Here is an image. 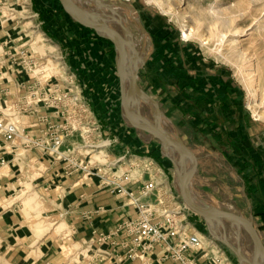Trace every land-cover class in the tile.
Segmentation results:
<instances>
[{
    "label": "crops",
    "instance_id": "1",
    "mask_svg": "<svg viewBox=\"0 0 264 264\" xmlns=\"http://www.w3.org/2000/svg\"><path fill=\"white\" fill-rule=\"evenodd\" d=\"M25 1L29 3V0ZM30 2L31 9L40 15L39 22L44 29L59 41L70 44V47L67 45L73 53L69 58L70 63L77 76H80L79 79L88 82L81 87L88 92L90 104L97 112L106 111L103 118L107 124L110 123L111 127L119 128L120 131L124 130V133H118L119 145L139 149L153 146L151 135L131 131L125 123L123 113L116 107L114 98H117L116 82L119 80L112 43L93 29L79 24L59 0ZM1 4L4 6V0H0ZM3 6H0L2 119L6 118L7 108L17 101H23L36 80L34 75L24 72L19 63L10 57V53L18 51L24 35L20 34L18 23L4 17ZM26 42L28 40L22 43ZM153 44L155 51L150 52L141 75L150 87L157 86L158 91L162 92V86L165 89L168 86L177 94L174 95L177 96L176 104L172 108L177 107L183 112L178 124L188 125L189 145L196 150L198 156V169L194 175L198 189L195 196L206 202L221 198L223 194L229 199L235 196L234 201L238 207L248 213L246 215L254 220L260 230L262 227L261 231L264 233V147H260V138L250 130L249 120L243 119L242 107L234 88L224 82L218 83L217 79H213L212 70H203V65H187L182 59L185 56L177 46L173 47L175 42L169 45L165 39L158 38ZM109 100L114 103L108 102ZM51 112L50 108L43 106L37 112H22L21 124L26 125L30 135L38 136L47 124L42 121L41 113L49 114L47 116L54 122L64 120L62 116L52 115ZM21 139L23 140L22 136ZM151 148L148 150H152ZM2 157L8 162L0 161V251H4L7 256L12 255L18 263L234 264L230 258L231 249L229 251L221 241L201 232L200 227H205L206 221L189 209H184L179 219L202 235V243L187 250L186 254L190 259L188 263L171 258L164 242L156 243L142 258L128 257L126 248L113 243L123 239L124 233L100 239L101 233L108 235L124 220L134 218L138 211L137 204L130 198L111 192L107 184L113 176L111 171L105 168L106 172L101 174V166L98 164H88L85 168L77 165L70 169L66 165L67 161L55 160L39 148L27 149L17 142L9 143L0 131V159ZM80 159L78 156L75 161ZM27 175L36 196L49 204V209L43 212L60 210L50 215L65 216L72 227L71 234H66V237L65 234L55 236L51 231L48 233L46 227L42 228L38 221L41 217L34 212L36 202L28 206L30 215L25 213L21 203L17 208L5 207L4 199L10 197L22 179L28 178ZM158 176L161 177V174ZM124 184L139 197V201L154 203L153 195L142 192V181L129 178ZM164 188L185 208L169 182ZM215 226L229 237L230 232L217 224ZM71 239H74L76 245V260H70L63 249L65 245V251H69L68 241ZM172 242H176V238Z\"/></svg>",
    "mask_w": 264,
    "mask_h": 264
},
{
    "label": "rangeland",
    "instance_id": "2",
    "mask_svg": "<svg viewBox=\"0 0 264 264\" xmlns=\"http://www.w3.org/2000/svg\"><path fill=\"white\" fill-rule=\"evenodd\" d=\"M103 1L106 4H111L113 10L100 6L102 12L105 11L110 14L119 13L122 18H129L131 21L130 27L122 21V18L121 21L134 33V40L136 41L141 55L148 57L150 52L154 49V40L158 41V38L165 39L169 42V45H172V43L175 42L176 44H174L173 47L177 46L179 52L185 56V58L182 57V59L187 65L193 63L195 66L203 65L205 67L203 70H212L214 76L213 79H217L216 81L218 83L224 82L226 85L234 88L237 100L242 107L243 119L249 120L250 130L260 138V147H264V0H163L164 4L170 6L169 11L160 6L155 0H123L124 2L130 3L132 5L131 8L124 7L119 0ZM27 2L28 1L25 0H4V6L2 4L0 5L3 6L2 12L4 17H7L9 20H14V23H18V28L21 31L20 34L24 35L21 43H19L21 45L18 51L10 53L11 59L18 62L24 72L35 76L36 80L33 84L34 86L39 88L41 84H46V97L53 102V105H55L57 101L61 104L67 102V110H65L67 116L72 114L73 107H75L74 103L77 100L82 101L84 104L83 116H85L86 121L89 122V124H83L82 134H80L79 130L75 131L68 128L69 136L65 141L67 143L64 146V149H66L64 153L66 154V151H68V154H66L65 157H57L58 154H51L47 150L45 151L55 160L67 161L66 165L70 169L76 168L77 165H83L85 168L88 164H98L101 166V174L106 172L105 168L107 171H111L113 176L110 180L116 178L122 181L123 178L128 176L130 179L142 181V187L144 181L149 178L148 172L159 173L161 174V177H159L158 174L157 179L163 182V185H167L169 182L175 195H177L178 199L183 202L177 192V183L175 179L176 163L167 155V153H165L162 148V142L157 137H154L148 131L138 130L129 125L122 110L119 82H116L117 98H114V100L116 107L121 110V113H123L126 125L131 131L137 133L142 132L145 135L148 133L152 137L150 141L155 145L158 144V146L155 147L154 144H152L153 146H145V149H139L138 147L133 146L124 148L119 145L118 133L120 129L113 128L110 123L107 124L105 122L103 115H105L106 111H98V113L95 110V107L93 108L90 104L91 98L89 97L88 92L81 87L83 84H88V82L79 79L80 76H77L74 66L70 63L71 59L69 58L73 55L69 50L70 44H67L68 42H61L56 36L50 35V33H48L39 22L41 19L40 15H37L35 13L36 11L31 9L30 0L29 3ZM90 3H92V1L82 0V4L87 7H89ZM208 5H213L216 8L221 7L222 10L230 7L233 10L232 17H230L228 22L218 20V22L212 23L202 15V8L208 7ZM91 9L93 8L91 7ZM78 23L81 24L80 22ZM115 24L118 31L122 29L116 20ZM261 24L263 26H261ZM185 28H193V34L185 37ZM221 33H227L223 42H221L220 38ZM27 40L28 42L22 43ZM111 43L113 45L115 58H117V51L113 42ZM21 50L26 51L25 59L20 57L19 52ZM60 62L65 64L66 69L61 68V65L59 64ZM144 67L145 64L142 66L139 73L140 86L159 101L165 115L171 118V120L177 125L185 142L189 145L187 132L190 130L188 129V125L183 127L178 124V120L180 119V116L183 115V112L177 107L172 108L173 105H175L174 101L177 97L174 95L177 94H175V91L173 92L172 88L168 86L166 89L162 86V92H156L153 90L141 75V71ZM115 68L117 71V66ZM31 89L32 88H30L29 91H31ZM41 90L42 92L38 93V98L43 99V89ZM27 96L24 97L23 101ZM108 102L114 103L113 100H109ZM17 104L18 101L5 110L6 118L3 119V122L8 121L19 127V134L16 137L17 141L15 139L14 142L22 144L25 148L26 141L24 139L22 140L21 136L22 134L29 133L26 130V125L21 124L20 120L21 113H27V110L17 109ZM250 104H253L254 106L251 107ZM53 105L48 107L52 111V115L56 114L57 110ZM70 105L73 107L70 108ZM137 106L142 113H145L151 119H154L155 112L152 110L149 100L146 97L138 95ZM41 115L49 114L41 113ZM57 115L62 116L61 114ZM64 121L65 120L52 122L59 124L64 123ZM86 121L84 123H87ZM92 121L94 122V126L91 127ZM162 123L165 128L172 129V125L168 119L163 118ZM47 126L48 123L46 124V127ZM122 131H120L121 134L124 133L123 129ZM41 134L42 131L40 135ZM121 134L120 136L123 137ZM31 136L37 137L33 135ZM114 136H116V138L118 137L117 140ZM153 137L155 140H152ZM4 139L9 143H13L5 137ZM95 143H98L99 145L95 150H92V146L90 145ZM102 144H105V149L103 151H101ZM150 147H152V150H148ZM40 150H42V148H40ZM156 152L157 155L155 154ZM78 156L81 159L76 162L75 159ZM161 158L162 160H160ZM144 159L146 160L144 161ZM0 161L1 163L8 162L4 157H2ZM155 161L162 166L163 170H161V168L160 170L158 169L159 165ZM194 178L195 177L193 176L190 181V186L196 193L197 188L195 186ZM23 181L26 182L23 183ZM32 187L29 177L22 179L21 184L14 188L10 197L4 199L5 207L8 209L14 207L17 208L18 204L21 203L20 206L25 209V213L30 215V210L28 209L29 205L26 203V199L28 195H32L31 203L36 202V209L34 208V212L36 213V216H39V218L41 217L38 221L42 225V228L46 227L48 233L51 231L55 236L58 234H60V236L61 234H65L66 237V234H71L72 227L65 216H62L61 214L50 215L60 212V210L43 212L44 210L49 209V207H41L42 204L39 200H45L41 197L38 198ZM39 193L44 195L41 191H39ZM232 198L233 199H229L223 194L221 195V198L208 202H211L220 208H224L222 206L223 203L228 202L233 204L237 211L248 215V213L242 211L243 209H241V207H238L237 203L234 201L235 196ZM184 209L187 210L189 208L185 206L183 210ZM62 222H64V224H62ZM215 223L230 232L229 237L238 230L234 222L231 224V222L223 220L216 221ZM59 224L61 225L59 226ZM200 230L201 232H206V234L210 235L207 225L205 227L202 226V228L200 227ZM68 242L69 245H67L69 251H65L66 247L64 245V253H66L70 260H76L77 253L74 239H71ZM247 246L250 249L253 248L252 243L247 244ZM226 248L230 251L228 247ZM25 249H27V247H25ZM231 255L230 258L234 264H241V260L232 250ZM14 260L15 259L12 255L7 256L4 251H0V264H21Z\"/></svg>",
    "mask_w": 264,
    "mask_h": 264
},
{
    "label": "built area",
    "instance_id": "3",
    "mask_svg": "<svg viewBox=\"0 0 264 264\" xmlns=\"http://www.w3.org/2000/svg\"><path fill=\"white\" fill-rule=\"evenodd\" d=\"M19 53L20 57L25 59L26 51L21 50ZM46 87V84H41L39 88L33 87L26 99L17 104V109L36 112L41 106L47 108L52 106L53 102L46 97ZM41 89H43V99L38 98V93L42 92ZM67 105V102L61 104L57 101L53 105L57 109L56 114L64 116ZM74 105L75 107L69 106L70 108L73 107V111L71 115L67 116L65 114L63 117L64 123L56 124L47 115H41L42 121H46L48 126L37 137L22 134L23 139L26 141L25 148H42V150H47L51 154H58L57 157H65L64 151L66 149H64V146L69 136L68 128L75 131L79 130L80 134H82L83 124H89L85 116H83L84 104L82 101L77 100ZM85 121L87 123H84ZM92 126H94L93 121L91 122ZM0 131L6 139L14 142L19 134V127L8 121L3 122V119L0 118ZM148 174L149 178L144 181L142 192L154 196L153 204L139 201V197L135 196L127 188L124 182L126 179H129L128 176L123 178L122 181L114 178L107 182L111 192L130 198L137 204L138 211L134 218L124 220L118 227L109 232L108 235L101 233L100 239L124 233L125 237L123 239L113 241V243L126 248L128 257L141 258L148 251L152 250L156 243L164 242L171 258L188 263L190 259L186 252L202 243V235L199 232L193 231L191 226L184 224L179 219L183 213V207H181L180 203H177L175 196L164 188L163 182L157 179V173L148 172ZM173 238H176V242H172Z\"/></svg>",
    "mask_w": 264,
    "mask_h": 264
},
{
    "label": "water",
    "instance_id": "4",
    "mask_svg": "<svg viewBox=\"0 0 264 264\" xmlns=\"http://www.w3.org/2000/svg\"><path fill=\"white\" fill-rule=\"evenodd\" d=\"M64 7V9L78 22L82 25L88 26L94 29L98 34H100L105 39L113 42L115 49L117 51L116 66L119 77L120 93L122 100V110L124 116L127 118L129 125L138 130H145L150 132L154 137H157L162 144L168 143L175 148L178 153L179 159L181 161V170L179 175V182L177 185V192L181 197L183 204L189 208L191 211L200 215L207 223V228L209 234L216 240L221 241L229 249L237 254L241 260L248 264H264V258L260 262V257L264 255V235L261 230L254 223V220L240 211H234L231 209H224L217 207L215 205H203L201 204L190 191V181L195 175L198 169V156L195 149L185 142L184 137L181 135L177 125L167 117L163 112L159 101L150 93L145 91L139 84V73L142 66L146 63L147 56L140 54L137 47L136 41L130 38L132 49L136 54L135 58H141L139 65L135 66L133 61H128L125 52V39L124 31L129 32V27L121 21V14H110L103 12L106 17L110 20H116L121 26V30L117 31L109 27L107 21H103L99 16L97 11L91 9V3L89 7L82 5L75 0H59ZM87 1V0H85ZM94 4L102 5L113 10L111 4L104 3L103 0H92ZM121 5L124 7L131 8L132 5L123 0H119ZM128 72L127 81L125 76ZM145 95L151 101L155 107V117L154 119H148L143 113L139 111L137 106V96ZM133 100V101H132ZM132 101V102H131ZM166 117L172 129H167L163 126L161 121L162 117ZM168 155V154H167ZM171 157L170 155H168ZM175 162V159L171 157ZM229 221L239 222L243 224L248 230L249 234L254 238V251L251 257L247 256L243 251L239 242H233L227 237L226 233L219 230L215 226L216 221Z\"/></svg>",
    "mask_w": 264,
    "mask_h": 264
},
{
    "label": "bare ground",
    "instance_id": "5",
    "mask_svg": "<svg viewBox=\"0 0 264 264\" xmlns=\"http://www.w3.org/2000/svg\"><path fill=\"white\" fill-rule=\"evenodd\" d=\"M76 2H80L82 4V0H75ZM85 1V0H84ZM88 1V0H87ZM92 0H90L91 2ZM154 1V0H153ZM160 6H162L163 8H165L167 11H169V8L170 6L168 4H164L163 3V0H155ZM93 2V1H92ZM79 3V4H80ZM87 3V2H86ZM91 7L93 8V10L97 11L99 13V17L103 20V21H107V24L109 25L110 28L114 29V30H117L118 29L116 28V24H115V20H109L108 17H106V15L102 12L101 10V7L102 5H96L94 3H91ZM83 5V4H82ZM218 5V4H217ZM97 7V8H95ZM104 7V6H102ZM105 8V7H104ZM219 8V7H218ZM216 8L215 6L213 5H208V7H205V8H202V15L204 16V18H206L207 20H209L210 22L212 23H215V22H218V20H222L223 22H228L230 20V17H232V14H233V10L230 8V7H227L225 10H222L221 7L218 9ZM122 21L125 22L129 27L131 25V21L129 20V18H122ZM264 22V21H263ZM261 26H263L261 24ZM264 27V26H263ZM194 32V29L193 28H185L184 29V36L185 37H188L189 35H192ZM39 34V33H38ZM41 34V32H40ZM39 34V35H40ZM124 39H125V52H126V56H127V59L130 63V61H133V63L135 64V66L139 65V61H140V58L139 59H136L135 56L136 54L134 53V50L132 49V45H131V42H130V38H133L134 39V33L130 30L129 32H125L124 31ZM227 36V33H221L220 34V38H221V42H223L225 40ZM234 41H237V40H234ZM135 55V56H134ZM61 65V68L62 69H66V66L65 64L63 63H59ZM128 76V72H127V75L125 76V80L127 81V77ZM35 87L34 85L31 86V88ZM144 97H146L148 100H149V103L152 107V110L155 112V107L154 105L152 104V101L145 95H143ZM132 102V101H131ZM251 107H253L254 105L253 104H250ZM139 111L142 113V111L139 109ZM148 119H151L148 115H146L145 113H143ZM164 117V116H163ZM163 117L161 118V121L163 119ZM166 118V117H164ZM108 143V142H107ZM98 143H95V144H91L90 146H92V150H95V148L98 147ZM103 146H101V151H103L105 149V144H102ZM163 150L165 151V153H167L168 155H170L171 157H173L175 159V163H176V171H175V179H176V183L178 185V182H179V175H180V170H181V161L179 159V156H178V153L177 151L175 150V148L173 146H171L170 144L168 143H163ZM19 156V155H18ZM151 163H153L152 161H150ZM159 170H160V166H158ZM190 191L192 193V195L203 205H215L211 202H206L205 200L195 196L197 195L195 193V190L190 186ZM42 204L41 207H49L48 203H46L45 201H43L42 199L39 200ZM32 202V195H28L27 196V199H26V203L29 205L30 203ZM217 206V205H215ZM224 208L226 209H231V210H236L235 206L230 204V203H227L225 202L223 205H222ZM219 207V206H217ZM237 226V232H234L231 236H230V240L233 241V242H239V244L241 245L243 251L245 252V254L249 257L252 256L253 254V251H254V238L249 234L248 230L246 229V227L239 223V222H234ZM62 224H64V222H62ZM61 224H59L60 226ZM58 227V226H57ZM253 245V248L250 249L247 244H251ZM223 255V254H222ZM264 258V255H262L260 257V262L263 260ZM243 264H248L246 262L243 261Z\"/></svg>",
    "mask_w": 264,
    "mask_h": 264
},
{
    "label": "trees",
    "instance_id": "6",
    "mask_svg": "<svg viewBox=\"0 0 264 264\" xmlns=\"http://www.w3.org/2000/svg\"><path fill=\"white\" fill-rule=\"evenodd\" d=\"M155 50H153V52H154ZM153 90H155L156 92L158 91V87L157 86H152L151 87ZM163 94V93H162ZM175 102V104H176V101H174ZM181 126H186V123H183V124H181ZM187 135H188V141H189V143H190V139H189V134H188V132H187ZM261 228V230H262V227H260Z\"/></svg>",
    "mask_w": 264,
    "mask_h": 264
}]
</instances>
